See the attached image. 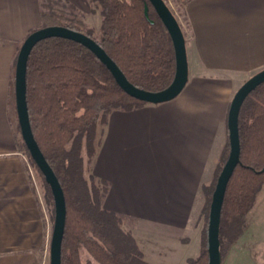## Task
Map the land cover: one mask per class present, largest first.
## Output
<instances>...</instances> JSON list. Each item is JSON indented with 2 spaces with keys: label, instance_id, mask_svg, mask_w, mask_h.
Returning <instances> with one entry per match:
<instances>
[{
  "label": "crops",
  "instance_id": "crops-1",
  "mask_svg": "<svg viewBox=\"0 0 264 264\" xmlns=\"http://www.w3.org/2000/svg\"><path fill=\"white\" fill-rule=\"evenodd\" d=\"M182 2L186 86L170 101L110 112L93 164L104 206L152 264L187 263L176 252L193 239L201 253L205 187L228 143L232 99L264 68V0ZM42 12V0H0V264H46L51 246L54 222L12 116L17 55Z\"/></svg>",
  "mask_w": 264,
  "mask_h": 264
},
{
  "label": "trees",
  "instance_id": "trees-1",
  "mask_svg": "<svg viewBox=\"0 0 264 264\" xmlns=\"http://www.w3.org/2000/svg\"><path fill=\"white\" fill-rule=\"evenodd\" d=\"M88 1L101 13L99 34L91 27L80 26L76 16L65 26L94 38L136 86L151 91L168 87L176 70L174 46L149 0ZM146 3L149 17L145 14ZM55 18L43 10L41 27L61 25ZM27 101L35 138L66 197L62 264H152L145 259L133 234L124 229L122 217L104 206L106 186L101 182L104 185L101 189L94 177H86L83 155L84 150L90 157L95 155L99 125L110 112L131 110L146 102L127 94L89 48L62 37L43 39L33 47L27 63ZM239 131L241 162L228 182L222 209V260L225 237L236 239L246 229L248 214L264 187V82L244 101ZM23 143L44 178L47 195L55 208L51 187L24 140ZM229 151L228 137L216 177L205 187L208 217L218 176ZM207 230L202 232L201 253L186 264H208ZM82 248L91 259L82 260Z\"/></svg>",
  "mask_w": 264,
  "mask_h": 264
},
{
  "label": "water",
  "instance_id": "water-1",
  "mask_svg": "<svg viewBox=\"0 0 264 264\" xmlns=\"http://www.w3.org/2000/svg\"><path fill=\"white\" fill-rule=\"evenodd\" d=\"M161 21L167 28L175 51L176 70L168 87L151 91L133 84L106 50L91 36L65 25H49L32 31L24 40L16 60L15 99L18 122L22 138L31 157L50 185L55 202V219L50 246V264H62V242L66 227V197L61 182L48 162L33 133L27 101V63L33 47L41 40L50 37H62L79 42L89 48L110 70L119 86L130 96L151 104H159L177 97L189 79V61L186 37L182 24L170 6L164 0H149ZM145 14L149 17V6L145 4ZM153 22V21H152ZM264 82V68L250 76L236 91L228 113V137L230 151L218 176L210 205L207 241L208 264H222L220 227L222 209L227 185L236 167L241 162V139L239 115L247 96ZM264 171V168L262 169Z\"/></svg>",
  "mask_w": 264,
  "mask_h": 264
},
{
  "label": "rangeland",
  "instance_id": "rangeland-1",
  "mask_svg": "<svg viewBox=\"0 0 264 264\" xmlns=\"http://www.w3.org/2000/svg\"><path fill=\"white\" fill-rule=\"evenodd\" d=\"M43 10L47 13H52L56 18V22L65 25L68 23L74 16L78 17L79 25L82 27H91L95 30L96 34H99L100 21L102 20L101 13L98 8L94 7L88 0H42ZM170 8L176 14L179 21L182 24L185 23L183 16V2L182 0H170ZM15 95L12 97V116L13 122L16 129V137L19 143V148L24 155L25 159L28 160L34 170V175L36 177L37 185L45 194L47 203L50 209L51 218L54 222L55 219V208L53 201L47 195V187L45 185L44 178L39 173L38 169L32 163L29 154L26 152L22 137L21 131L19 128L17 113H16V104H15ZM99 127L100 132L102 133L104 128V123ZM99 132V133H100ZM99 138V137H98ZM99 141V140H98ZM99 143V142H98ZM96 154V153H95ZM84 160H85V174L88 179L91 177L95 178L96 183L102 189L104 185L101 183L94 173V157L88 156L86 150L83 151ZM222 161V160H221ZM221 165V163H220ZM218 171V170H217ZM216 177V176H215ZM206 196V195H205ZM104 202V201H103ZM208 198L205 197L203 213H202V225L203 231L208 228ZM247 227L246 229L238 236L236 239H230L226 236L224 241V255L222 264H264V187L262 191L258 194L255 205L252 211L248 214L247 217ZM123 224V220H122ZM231 234H229L230 236ZM159 239V238H157ZM165 240V239H163ZM200 241L198 239H193L188 248L180 249L176 253H181V259L187 255V261L191 258H196L199 256V247ZM164 249L162 246H158L159 249ZM206 246L204 245L205 249ZM183 250V251H182ZM182 251V252H181ZM46 264H50V248L47 249ZM82 260L86 261L91 259L88 251L85 248L81 249ZM186 261V262H187ZM184 263V262H183ZM94 264H96L94 262ZM186 264V263H185Z\"/></svg>",
  "mask_w": 264,
  "mask_h": 264
},
{
  "label": "built area",
  "instance_id": "built-area-1",
  "mask_svg": "<svg viewBox=\"0 0 264 264\" xmlns=\"http://www.w3.org/2000/svg\"><path fill=\"white\" fill-rule=\"evenodd\" d=\"M168 5H171L170 0H164Z\"/></svg>",
  "mask_w": 264,
  "mask_h": 264
}]
</instances>
